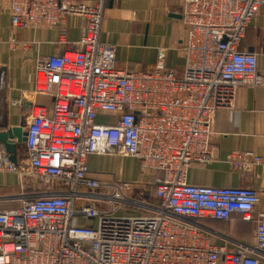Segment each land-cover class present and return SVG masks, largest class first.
<instances>
[{"label": "built area", "instance_id": "obj_1", "mask_svg": "<svg viewBox=\"0 0 264 264\" xmlns=\"http://www.w3.org/2000/svg\"><path fill=\"white\" fill-rule=\"evenodd\" d=\"M7 3L15 29L58 25L64 35L71 16L86 23L77 49L37 62L36 92L54 104L32 108L26 160L14 164L0 149V171L36 187L0 210V264H264L260 192L187 181L192 164L216 160V112L241 88L264 86L257 55L239 49L264 0H182V74L165 50L149 70L119 69L116 46L100 39L104 0ZM99 113L117 119L98 124ZM92 155L137 159L149 183L100 182L88 175ZM227 162L243 170L262 159L233 152ZM233 214L256 222L255 245L209 243L198 222Z\"/></svg>", "mask_w": 264, "mask_h": 264}, {"label": "crops", "instance_id": "obj_2", "mask_svg": "<svg viewBox=\"0 0 264 264\" xmlns=\"http://www.w3.org/2000/svg\"><path fill=\"white\" fill-rule=\"evenodd\" d=\"M93 4L97 0H76ZM86 18L71 16L62 34L61 26L19 30L11 26L7 0H0V134L8 128L31 122V110L41 106L52 110V96L36 92V66L42 58L75 50L82 37ZM186 35L182 21V0H104L102 42L116 46V61L122 70H149L160 51H166L167 66L182 74L185 65L181 51ZM240 51L257 55L258 70L264 73V3L247 28ZM116 116L99 113L98 124H113ZM17 142V139L14 140ZM212 148L216 160L208 165L194 163L188 170L191 185L252 188L260 192L256 214L264 213V86L241 88L232 108L216 112L212 125ZM27 158L26 141L17 144L16 161ZM233 152H254L262 163L243 170L233 169L227 156ZM88 175L105 184L132 182L140 188L149 183L137 159L122 156L92 155ZM32 178L24 181L14 172L0 171V210L16 208L22 196L32 191ZM151 196V195H150ZM153 199V196L151 198ZM202 232L214 246L233 251L238 243L255 245L256 222L239 214L229 220L204 219Z\"/></svg>", "mask_w": 264, "mask_h": 264}, {"label": "water", "instance_id": "obj_3", "mask_svg": "<svg viewBox=\"0 0 264 264\" xmlns=\"http://www.w3.org/2000/svg\"><path fill=\"white\" fill-rule=\"evenodd\" d=\"M27 132H23V126L8 128L0 134V141L5 147L11 160L16 161L17 144L26 141ZM17 139V142L14 140Z\"/></svg>", "mask_w": 264, "mask_h": 264}, {"label": "rangeland", "instance_id": "obj_4", "mask_svg": "<svg viewBox=\"0 0 264 264\" xmlns=\"http://www.w3.org/2000/svg\"><path fill=\"white\" fill-rule=\"evenodd\" d=\"M151 198V197H150Z\"/></svg>", "mask_w": 264, "mask_h": 264}]
</instances>
